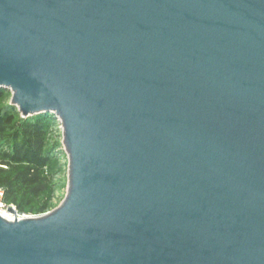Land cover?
Wrapping results in <instances>:
<instances>
[{"label":"water","instance_id":"1","mask_svg":"<svg viewBox=\"0 0 264 264\" xmlns=\"http://www.w3.org/2000/svg\"><path fill=\"white\" fill-rule=\"evenodd\" d=\"M0 89L68 156L0 264H264V0H0Z\"/></svg>","mask_w":264,"mask_h":264},{"label":"rangeland","instance_id":"2","mask_svg":"<svg viewBox=\"0 0 264 264\" xmlns=\"http://www.w3.org/2000/svg\"><path fill=\"white\" fill-rule=\"evenodd\" d=\"M11 99V91L0 89V202L7 206L2 211L39 216L58 207L67 193L62 127L53 115L23 117Z\"/></svg>","mask_w":264,"mask_h":264},{"label":"built area","instance_id":"3","mask_svg":"<svg viewBox=\"0 0 264 264\" xmlns=\"http://www.w3.org/2000/svg\"><path fill=\"white\" fill-rule=\"evenodd\" d=\"M4 207H7V206L4 205V204H2V203L0 202V212H1L2 214H4V212L2 211Z\"/></svg>","mask_w":264,"mask_h":264},{"label":"bare ground","instance_id":"4","mask_svg":"<svg viewBox=\"0 0 264 264\" xmlns=\"http://www.w3.org/2000/svg\"><path fill=\"white\" fill-rule=\"evenodd\" d=\"M4 215L7 216L8 218H13L10 214L5 213V211H4Z\"/></svg>","mask_w":264,"mask_h":264},{"label":"trees","instance_id":"5","mask_svg":"<svg viewBox=\"0 0 264 264\" xmlns=\"http://www.w3.org/2000/svg\"><path fill=\"white\" fill-rule=\"evenodd\" d=\"M43 117V119L42 120H45V119H47L49 116H42ZM41 123V122H40Z\"/></svg>","mask_w":264,"mask_h":264}]
</instances>
